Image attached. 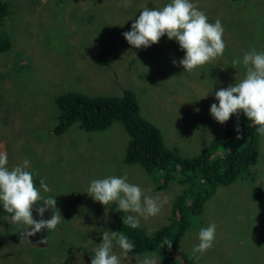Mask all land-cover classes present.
<instances>
[{"label": "rangeland", "instance_id": "374dc122", "mask_svg": "<svg viewBox=\"0 0 264 264\" xmlns=\"http://www.w3.org/2000/svg\"><path fill=\"white\" fill-rule=\"evenodd\" d=\"M0 1L8 12L0 32L10 39V49L0 54V151L7 153L10 170L30 161L28 170L37 189L44 199H56V210L65 221L48 234L45 230L43 241L32 245L26 236L16 237L14 230L20 233L22 228L7 219L10 214L0 205V264H91L103 231L115 232L108 210H118L87 194L94 179L126 175L146 194L159 195L166 201L160 213L141 217L140 227L147 234L153 229L152 234L167 224L180 187L155 189L158 179L137 165L122 164L127 135L118 122L96 132L72 124L53 136L57 115L53 99L63 92L114 97L129 90L139 115L158 130L164 146L187 156L236 121L233 115L226 123H217L210 107L218 105L216 91L244 77L243 66L233 68V58H242L251 49L264 52V0H191L210 23L220 20L226 44L222 57L193 72L180 66L185 53L174 39L165 35L157 44L137 49L123 36L145 6L163 8L170 0H131L128 7L124 0ZM101 55L106 56L105 65L97 63ZM42 178L50 188L47 193L40 189ZM255 188L262 192L253 201L249 195ZM46 212L50 219L55 209ZM210 224L216 225V240L196 260L192 249L199 242L198 232ZM263 235L264 136H260L256 163L244 177L215 190L176 249L190 256L193 264H264ZM113 251L122 264H140L146 254L160 261L153 252L124 258L118 245Z\"/></svg>", "mask_w": 264, "mask_h": 264}, {"label": "clouds", "instance_id": "9594fccd", "mask_svg": "<svg viewBox=\"0 0 264 264\" xmlns=\"http://www.w3.org/2000/svg\"><path fill=\"white\" fill-rule=\"evenodd\" d=\"M130 4L131 0H124L123 6L128 7ZM223 34L220 20L210 23L206 14L191 0H170L163 8L149 9L145 6L131 24V30L123 33V36L129 45L137 49L155 45L165 35L169 40L174 39L185 53L179 61L180 66L187 72H193L223 56L226 49ZM232 66H243L244 77L234 85L215 92L218 105H211L210 115L217 123L224 124L231 116L243 112L256 132L264 136V52L251 49L242 58H233ZM236 131L240 129L237 127ZM7 165V153L0 151V205L4 212L10 214L7 219L20 225L21 235L27 238L41 230L54 231L64 220L56 210V199H44L37 189L33 173L28 170L30 161L25 160L21 166L11 170ZM40 189L44 193L50 191L44 178L40 180ZM87 194L102 206L115 204L120 212L128 214L122 218V223L132 229L140 227L141 217L147 219L158 215L162 204L166 202L161 201L159 195H148L139 185L129 183L126 175L94 179ZM42 199L43 204H38ZM34 205H42L35 209L41 219L33 218ZM50 209H55V213L50 219H43L44 213ZM152 231L149 229L150 234ZM215 240V224L201 228L198 232L199 242L192 249L194 258L199 260L210 251ZM164 244L171 249L172 241L166 240ZM117 245L124 258H128L127 254L134 247L123 233L104 230L102 243L97 245L91 264H122L121 257L113 251ZM159 262L154 255L146 254L140 264Z\"/></svg>", "mask_w": 264, "mask_h": 264}, {"label": "trees", "instance_id": "16d2710c", "mask_svg": "<svg viewBox=\"0 0 264 264\" xmlns=\"http://www.w3.org/2000/svg\"><path fill=\"white\" fill-rule=\"evenodd\" d=\"M7 13L6 4L0 1V22ZM8 49L10 39L0 32V54L6 53ZM97 63L105 65L106 56L101 55ZM21 66L27 69V66ZM53 103L57 111L53 136H60L72 124L85 132H96L118 122L127 135L122 164L137 165L146 174L158 179L154 181L155 189H166L171 184L180 187V192L173 197L170 206L171 218L152 234L145 233L141 227L132 229L124 225L122 213L114 207L109 208L114 231L123 233L134 245L127 256L153 252L161 264H193L190 256L176 249V242L191 220L201 214L215 190L244 177L249 167L257 161L261 135L243 112L235 115L236 121L221 136L206 144L202 143L199 150L181 156L175 148H166L158 130L139 115L136 98L129 90H122L120 96L114 97H88L78 92H63L54 97ZM237 127L239 132L236 131ZM261 192L260 188L253 189L250 199L256 201ZM46 216L48 219V213ZM14 231L16 237L21 236L25 240V236ZM166 240L172 241L170 250L164 244Z\"/></svg>", "mask_w": 264, "mask_h": 264}, {"label": "water", "instance_id": "95a60500", "mask_svg": "<svg viewBox=\"0 0 264 264\" xmlns=\"http://www.w3.org/2000/svg\"><path fill=\"white\" fill-rule=\"evenodd\" d=\"M38 207H41V206L40 205H34L33 206V218L37 219V220L41 219V217L37 216L36 211H35V209L38 208ZM46 213L47 212H45L44 216L42 217L45 220L47 219ZM29 231H31V229H29ZM45 235H46V231L45 230H41V232L37 233L36 235L31 236L29 238L26 237V238L28 239L29 243L32 244V245L33 244H37V243L40 244L41 243L40 241L45 238Z\"/></svg>", "mask_w": 264, "mask_h": 264}, {"label": "flooded vegetation", "instance_id": "af4514ba", "mask_svg": "<svg viewBox=\"0 0 264 264\" xmlns=\"http://www.w3.org/2000/svg\"><path fill=\"white\" fill-rule=\"evenodd\" d=\"M47 214V213H46Z\"/></svg>", "mask_w": 264, "mask_h": 264}]
</instances>
